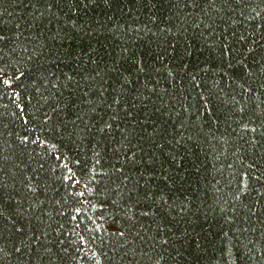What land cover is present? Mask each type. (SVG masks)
Returning <instances> with one entry per match:
<instances>
[{
  "label": "trees",
  "instance_id": "trees-1",
  "mask_svg": "<svg viewBox=\"0 0 264 264\" xmlns=\"http://www.w3.org/2000/svg\"><path fill=\"white\" fill-rule=\"evenodd\" d=\"M0 264H264V0H0Z\"/></svg>",
  "mask_w": 264,
  "mask_h": 264
}]
</instances>
